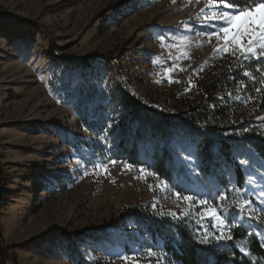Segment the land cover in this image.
<instances>
[{
	"label": "rangeland",
	"instance_id": "obj_1",
	"mask_svg": "<svg viewBox=\"0 0 264 264\" xmlns=\"http://www.w3.org/2000/svg\"><path fill=\"white\" fill-rule=\"evenodd\" d=\"M208 3L0 0V252L5 260L0 264H78L81 258L93 264L86 253L98 258L94 264H125L109 253L126 252L118 247L124 242L139 248L141 235L126 220L129 213L159 217L151 206L154 197L156 211L179 213L188 207L170 191L149 188L156 180L137 179L138 168H125L120 159L108 164L109 175L99 169L92 174L91 167L85 175L87 161H108L100 153L107 146L101 134L82 126L84 116L69 94L85 80L88 66L96 65L105 78L101 87L116 76L145 102L174 111L191 97L201 74H216L239 56L215 54V36L208 43L184 31L190 20L202 27L196 21ZM181 35L189 41L182 43ZM251 197L253 220L264 227V203L255 193ZM110 222L116 225L97 229ZM84 229L98 233L78 242L76 232ZM99 232L103 236L95 239ZM135 259L149 264L150 258L141 252Z\"/></svg>",
	"mask_w": 264,
	"mask_h": 264
},
{
	"label": "trees",
	"instance_id": "obj_2",
	"mask_svg": "<svg viewBox=\"0 0 264 264\" xmlns=\"http://www.w3.org/2000/svg\"><path fill=\"white\" fill-rule=\"evenodd\" d=\"M236 3L244 6L245 0H236ZM97 56L105 58L101 54L91 57ZM83 60L85 63L87 58ZM259 67L260 71H257L255 61L241 59L218 67L221 70L216 74L210 71L201 74L191 85V97L174 111L145 102L116 76H113V84L101 87L99 83L105 78L99 77L96 65L88 66L83 73L85 80L69 95L75 97L78 112L85 119L82 126L91 134L102 135L111 118L116 119L117 123L111 129L116 135L114 140L106 143V150L100 152L103 158L120 159L136 165L148 159L153 163L154 171L177 185L175 191L190 194L184 189L192 181L185 175L186 167L176 158L178 152H183L180 151L183 146L195 153L193 163L198 165L201 177L200 184L193 185L197 190L219 191L229 179L238 181L243 188L247 186V174L239 161H249L251 168L248 174L264 173L259 163L264 159V120L258 118L264 117V84L260 83L264 80V61ZM245 71L251 72L255 80L245 76ZM257 88L259 92L255 91ZM245 128L249 131L244 132ZM90 153L93 157L97 155L94 147ZM2 197L0 189V205ZM234 200L239 203L240 197L233 193L226 201L213 200L212 205L220 207L222 204L223 215L227 216L235 214ZM126 220L132 222L141 235L137 245L140 249L151 246L146 242L148 239L159 238L166 244L164 250L168 259L164 264H264V247L261 246L264 239L259 235L264 234V227L259 221L246 220L242 227L232 230L234 239L224 245L222 242L199 243L189 227L171 217L156 218L131 212ZM205 222L210 231H214L210 227L212 218ZM188 223L191 228L197 227L193 220ZM115 225L110 222L106 225L108 227L97 229L107 231ZM97 229L76 232L77 241L94 236ZM176 233L182 237L178 246L171 239ZM100 236H103L102 232L95 239ZM118 247L126 252L132 249L125 242ZM1 254L3 252H0V262L5 263ZM83 261L82 258L77 259L78 264H83Z\"/></svg>",
	"mask_w": 264,
	"mask_h": 264
},
{
	"label": "snow or ice",
	"instance_id": "obj_3",
	"mask_svg": "<svg viewBox=\"0 0 264 264\" xmlns=\"http://www.w3.org/2000/svg\"><path fill=\"white\" fill-rule=\"evenodd\" d=\"M206 13H210L207 15ZM197 23L202 25L201 28L196 27V23L190 21L185 22L184 31L194 32L197 36H202L206 38L208 43L211 42V38L215 36L217 38V45L214 48V53L217 55H222L224 53H231L233 56L237 55V62L241 59L255 61L257 64V71H260V62L264 61V0H245L244 6H240L236 3V0H209V3L200 9L199 17L197 18ZM221 33L223 34L221 36ZM159 40L165 41L166 37L161 35ZM189 37L181 35V42L187 43ZM219 41H223L220 44ZM156 61L153 60V63ZM183 71L184 69H180ZM202 70V69H199ZM171 71V69H169ZM196 71V69H193ZM245 76H251L253 80L255 77L249 71L244 72ZM159 83L160 81H156ZM169 82H173L171 78ZM179 82V81H175ZM260 83L264 84V80ZM255 91L259 92L260 89L257 88ZM264 120V117H258ZM117 123L115 118H111L107 128L103 129V133L100 140L108 143L115 138V132L111 131L112 125ZM244 132H248L249 129H243ZM111 132V134H110ZM225 135H228L227 133ZM180 151L186 152L182 159L178 162L182 163L187 171L185 175L192 181V184L187 186L184 190L190 194L181 195L175 191L177 185L175 183H170L168 180L163 179L159 172L154 171L153 163L148 159H143L138 165L130 164L124 162V167L128 169L138 168L139 175L137 179H147L152 177L156 180L155 185H148L149 188L158 187L162 188L164 191L172 192L178 199L186 201L188 207L181 209L179 213L169 210L165 212L163 209L156 211L158 201L154 197L152 200V209L156 216L161 218L171 217L172 220L182 222L190 231L195 235L197 241L201 244H212L214 242H222L227 245L228 241L234 239L232 235V230L242 227L246 220L257 219L255 215H252L255 211L253 204L254 201L251 199L253 193H255L257 199L264 203V173H257L256 176L258 180L254 178L253 175L248 174L251 165L248 160H241L239 164L244 172L247 174L246 187L241 188L238 181L234 179H229L225 187L219 188V191H207L203 188L197 190L193 185L200 184V171L198 165L193 163L195 158V153L184 149L181 146ZM179 155V152H178ZM117 161L108 159L107 162L101 160L87 161L83 165V171L85 175L90 174L88 169L91 167L92 174H95L97 169L102 170L105 175H109L108 164H115ZM261 168H264V159L259 160ZM255 173V169H252ZM253 185H255L253 187ZM219 187V186H218ZM235 194V196L240 197V202L237 203L233 201V207L235 209V214H229L227 216L223 215L224 207L221 204L220 207L212 205V201H226L229 199L230 194ZM198 206L201 207L199 212L195 209ZM264 211V208H261ZM206 217H211V229L209 225L205 222ZM191 218L195 221L197 225L196 228H191L188 221ZM219 234H216V233ZM250 235H257V233H250ZM261 238L264 239V234ZM172 242L177 246L182 242V237L179 233H176L172 238ZM146 242L150 243L151 246L146 249L133 248L130 252H110L109 255H116L119 259L123 260L125 264H141V260L135 259L137 256L143 252V258H150L149 264H162V261L168 259V253L164 250L166 244L162 243L159 238L148 239ZM264 247V243L261 244ZM242 251H244L242 249ZM247 255L248 253L245 252ZM86 258L89 261L94 262L98 259L91 253H86Z\"/></svg>",
	"mask_w": 264,
	"mask_h": 264
}]
</instances>
